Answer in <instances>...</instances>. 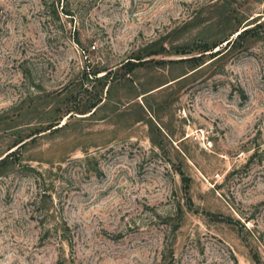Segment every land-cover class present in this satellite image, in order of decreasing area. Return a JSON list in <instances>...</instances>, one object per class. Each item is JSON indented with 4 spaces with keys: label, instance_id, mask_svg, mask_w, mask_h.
Wrapping results in <instances>:
<instances>
[{
    "label": "rangeland",
    "instance_id": "obj_1",
    "mask_svg": "<svg viewBox=\"0 0 264 264\" xmlns=\"http://www.w3.org/2000/svg\"><path fill=\"white\" fill-rule=\"evenodd\" d=\"M252 253L264 264V0H0V264Z\"/></svg>",
    "mask_w": 264,
    "mask_h": 264
},
{
    "label": "trees",
    "instance_id": "obj_2",
    "mask_svg": "<svg viewBox=\"0 0 264 264\" xmlns=\"http://www.w3.org/2000/svg\"><path fill=\"white\" fill-rule=\"evenodd\" d=\"M46 2V1H45ZM65 15H69L67 12H65L64 13ZM56 15H57V12H56ZM256 27V26H255ZM257 27H258V25H257ZM238 31V29H236L234 32H237ZM254 31H255V28H247V29H244V30H242L241 32H239L238 34H237V37H236V39L234 40L235 42L236 41H239V39H242L245 35H250V36H254V34H252V33H254ZM73 40H74V42L76 43V44H78V45H80V41H79V39H78V33H75L74 34V38H73ZM225 41H227L228 40V38H226V39H224ZM232 41V40H231ZM231 41H228L227 42V44L228 43H230ZM221 42H219V43H212V44H210V45H208V44H206V43H203V44H200V45H196L197 47V49L198 50H200L201 52H202V54H204L205 52H211V51H213L215 48H217L218 46H219V44H220ZM182 54H190V52L189 51H187V50H182V52H181ZM210 54V57L212 58V57H215L216 55L214 54V53H209ZM183 60H185V62H188V63H191V67H193V69H195V68H197V67H199V64H198V61H199V59H197V58H195V57H190V58H185V59H183ZM151 62H153V61H150V60H143V59H141V60H138V62L137 63H134V62H129V63H127V64H124L125 65V69H126V71H127V73H132L134 70H136L138 67H141V66H145V65H147L148 63H151ZM108 72L104 75V76H108ZM93 77H94V79L96 78V73H94V75H93ZM104 79H107V77H105ZM103 86H106L107 85V81L105 82V83H103L102 84ZM97 104L98 103H96V104H92L85 112H89L91 109H93V108H95L96 106H97ZM78 112H81V111H77V113ZM82 114V113H81ZM57 125V123L55 124V125H53V126H56ZM53 126H51V127H53ZM50 127V128H51ZM50 128H48V129H50ZM210 215H211V213H209ZM251 260H253V262L255 263V264H260V262H259V260H258V257H256V255L254 254V253H252L251 254Z\"/></svg>",
    "mask_w": 264,
    "mask_h": 264
}]
</instances>
